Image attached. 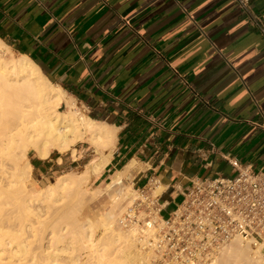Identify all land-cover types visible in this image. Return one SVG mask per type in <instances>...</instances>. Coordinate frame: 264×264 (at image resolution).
Returning a JSON list of instances; mask_svg holds the SVG:
<instances>
[{
    "label": "crops",
    "instance_id": "1",
    "mask_svg": "<svg viewBox=\"0 0 264 264\" xmlns=\"http://www.w3.org/2000/svg\"><path fill=\"white\" fill-rule=\"evenodd\" d=\"M249 11L237 0H0V40L116 129L101 177L150 187L167 217L196 179L264 174V0ZM60 160L36 159L33 172Z\"/></svg>",
    "mask_w": 264,
    "mask_h": 264
},
{
    "label": "bare ground",
    "instance_id": "2",
    "mask_svg": "<svg viewBox=\"0 0 264 264\" xmlns=\"http://www.w3.org/2000/svg\"><path fill=\"white\" fill-rule=\"evenodd\" d=\"M4 49L13 54L0 40V264H153L138 229L124 232L118 222L134 197L122 189L121 174L95 193H106L112 201L99 218L101 239L95 236L97 222L80 216V206L90 198L85 189L89 179L100 177L111 161L116 129L82 114L31 59L6 57ZM64 104L67 112L61 110ZM84 141L94 147L96 159L81 176L71 172L36 194L27 190L33 173L30 152L44 160L53 151L76 154L73 147ZM232 241L210 264L263 263L262 247Z\"/></svg>",
    "mask_w": 264,
    "mask_h": 264
},
{
    "label": "built area",
    "instance_id": "3",
    "mask_svg": "<svg viewBox=\"0 0 264 264\" xmlns=\"http://www.w3.org/2000/svg\"><path fill=\"white\" fill-rule=\"evenodd\" d=\"M237 1L250 14L251 0ZM254 23L264 35L260 20ZM134 190L136 195L119 223L125 230L138 229L153 264H210L236 238L264 251L262 173L243 168L235 178L196 179L167 217L150 187Z\"/></svg>",
    "mask_w": 264,
    "mask_h": 264
},
{
    "label": "rangeland",
    "instance_id": "4",
    "mask_svg": "<svg viewBox=\"0 0 264 264\" xmlns=\"http://www.w3.org/2000/svg\"><path fill=\"white\" fill-rule=\"evenodd\" d=\"M3 52H4V55L6 57H11V56L12 57H14V56L15 57H19L18 54H14V53L11 54L6 49H4ZM76 104L80 108L81 113L88 116V114L86 112V109H84V107L78 101H76ZM61 110H62V112H67L68 111L66 104H64L62 106ZM90 144H91L90 142L84 141V142H81V143L77 144L76 146H74L73 149L77 150L76 154H73V150H70V151L65 152V153H59L57 151H53V153H52L50 158H51V160L52 159H56L58 157L62 158V160H60V166H58L57 169H54L48 175H45V176H42V175H40L38 173H34L33 172L32 173V178L30 180H28L27 183H26L27 190L30 191L31 193H34V191H35V194H36L37 191L44 190L48 186L54 184L57 181V179L59 178L60 175H65V174H68V173H71V172H73L74 175H76V176H81L82 172L85 170L87 165L93 163L94 160L96 159L95 149ZM114 150H115V148H114ZM29 159H30L31 162H33V161H35L36 159H39V158H38V155L35 152L32 151V152L29 153ZM106 169H107V167L104 169V171ZM101 176L98 177V178L92 176L91 178H93V179H91V178L89 179L90 182L87 183L85 189L89 191L88 196H87L86 199H88L89 197L90 198L88 200H85L84 201L85 203L82 206H80V210H82V212H81L82 214L80 215L82 217L81 218L82 221H84L87 218H90L91 220H94L95 223L97 222V224H98L97 225L98 228L95 229V236H97L96 237L97 241L99 239H101L102 236H103L102 228L99 227L100 226L99 223L101 221L100 219L103 218L105 213L108 210H110L111 206H112V201H111V199L109 198V196L106 193L101 194L102 196H100V197L96 196V195H99V194H95L96 190H98L100 188L105 189L108 186V184L110 183V181H106L105 178L101 177ZM122 189L127 190L128 193L132 194V197L133 196L135 197L136 192H135L134 186L132 184H127L124 181V184L122 185ZM132 201H133V199L130 200V203L128 201L123 206L124 212L129 207V204L132 203ZM124 212H122V213H124ZM120 218H121V216H120ZM118 224H116V227H117ZM123 231L126 232L128 230L124 229ZM233 242L234 241L228 243L226 245V247L229 246L230 244H232ZM226 247L223 248V251H224V249ZM251 247L254 250H258V248H259V247L258 248L253 247L252 245H251ZM139 248H141L143 250L142 247L139 246ZM94 249H95V247H94ZM94 249L92 248L93 252H94ZM89 251H87V253ZM91 252L92 251H90L88 254H90ZM220 252L216 255V257L212 261H214L216 258L217 259L215 260V262L220 259L221 255H222V252L221 253ZM262 264H264V261H263Z\"/></svg>",
    "mask_w": 264,
    "mask_h": 264
},
{
    "label": "trees",
    "instance_id": "5",
    "mask_svg": "<svg viewBox=\"0 0 264 264\" xmlns=\"http://www.w3.org/2000/svg\"><path fill=\"white\" fill-rule=\"evenodd\" d=\"M32 164H33L34 166H36V165H37L35 161H33V162H32Z\"/></svg>",
    "mask_w": 264,
    "mask_h": 264
}]
</instances>
